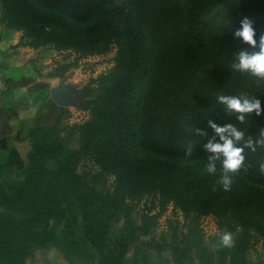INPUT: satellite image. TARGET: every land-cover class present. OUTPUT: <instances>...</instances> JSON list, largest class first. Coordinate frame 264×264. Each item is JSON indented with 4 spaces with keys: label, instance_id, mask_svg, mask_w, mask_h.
Masks as SVG:
<instances>
[{
    "label": "trees",
    "instance_id": "1",
    "mask_svg": "<svg viewBox=\"0 0 264 264\" xmlns=\"http://www.w3.org/2000/svg\"><path fill=\"white\" fill-rule=\"evenodd\" d=\"M0 1L2 20L23 31L31 47L51 44L88 56L105 53L124 38L133 65L110 74L116 85L101 88L89 120L52 121L62 111L57 106L34 120L21 182L10 177L0 182V205H7L0 211V264H26L33 249L52 246L72 264H79L74 257L94 264L90 250L103 248L111 220L129 216L142 203L141 233L158 225L170 203L181 212L182 223L167 220L174 264H255L251 253L258 254L256 245L264 243L263 81L257 91L260 77L239 71L244 83L223 86L219 94L258 99L259 114L238 113L223 102L202 110H183L180 101L159 108L154 103L164 71L183 64L191 80L214 59L213 41L220 52L228 49L224 39L232 26L236 31L241 21H251L259 41L264 0ZM241 45L253 50L247 42ZM174 61L179 66L173 67ZM28 81L5 79L8 88ZM211 123H230L244 133L237 141L243 160L236 170L226 172L220 156L215 172L208 171L213 154L205 145L219 141ZM4 191L14 197L11 203ZM207 215L217 228L209 240L200 227ZM225 233L229 243L223 241ZM97 264L118 260L103 257Z\"/></svg>",
    "mask_w": 264,
    "mask_h": 264
},
{
    "label": "rangeland",
    "instance_id": "2",
    "mask_svg": "<svg viewBox=\"0 0 264 264\" xmlns=\"http://www.w3.org/2000/svg\"><path fill=\"white\" fill-rule=\"evenodd\" d=\"M260 16L264 20V14ZM3 17V7L0 1V26L17 33L18 44L11 45L9 53L19 59L26 72L33 73L36 83L32 87L39 88L45 85L48 88L52 87V92L64 102L62 105H58L54 99L47 97L49 103H53L52 106L62 108V111H58L57 116L52 121L60 117L63 125H73L89 120L90 108L96 105L101 88L106 87V85L112 87L116 85L115 78H108L110 74L116 72L119 67L122 70L130 69L133 66L132 62H129L132 47L124 38L115 41L107 52L88 56L80 55L74 49L58 50L51 44L31 47L26 44L27 40L22 38L23 31L10 27L8 20H2ZM13 24L17 25L12 23V26H14ZM260 27L264 31V25ZM237 29L239 28L237 27ZM234 30L235 26H232L227 36L229 39H224V43H226L224 47L230 49V46H235L239 47L238 50L224 49L220 52L218 49L220 44L215 45L213 41L214 59L204 64L196 72L197 76L191 80L185 75L184 65L180 64L179 66V61H174L173 67L179 66V68L167 69L162 74L158 83L159 89L156 94L155 107L159 108L162 105L174 104L179 101L178 105L183 110L194 106L200 110L220 107L222 102L219 96L220 88L227 86L232 89L239 85V81L244 83L238 74L240 70L234 67L237 61L231 59L232 56L238 58L241 44L244 42L234 35ZM240 72L243 75L253 76L251 72ZM261 81L264 85V77H260V81H256L257 91H261L258 88L261 85L258 83ZM206 103H208L207 107ZM26 161L21 169L9 175L14 180L13 183L21 182L23 172L26 169ZM3 179H0V182ZM4 198L9 199L11 203V198L14 197L7 192ZM11 207L14 206L10 205L9 209ZM143 207V203L139 204L129 216L123 214L111 220L103 248L90 250L95 257L94 264H97L98 260L103 257L118 260V264H174L173 255L168 247L170 234L167 229V220L179 219L182 223L181 212L175 210L173 204L170 203L159 218L158 225L147 233H141L137 230L140 225L137 212ZM6 209V203L3 206L0 205V211L5 212ZM157 211L154 209L152 214ZM200 227L203 230L205 240H209L217 232L216 222L211 215L202 217ZM256 249L258 254L251 253V259L255 264H261L260 261L264 264V243L259 242ZM71 252L73 253V251ZM86 254L85 252L83 257ZM257 255L260 256V259H257ZM74 259L79 264H90L86 258L74 257ZM27 262L31 264H72L65 259L57 247L53 246L33 249L26 260Z\"/></svg>",
    "mask_w": 264,
    "mask_h": 264
},
{
    "label": "crops",
    "instance_id": "3",
    "mask_svg": "<svg viewBox=\"0 0 264 264\" xmlns=\"http://www.w3.org/2000/svg\"><path fill=\"white\" fill-rule=\"evenodd\" d=\"M16 32L0 26V179L9 177L25 164L31 144L29 134L34 120L53 103L52 87L35 88L33 73L26 72L19 59L11 56V45L18 44ZM27 78V84L8 88L5 79ZM26 264H31L27 262Z\"/></svg>",
    "mask_w": 264,
    "mask_h": 264
},
{
    "label": "clouds",
    "instance_id": "4",
    "mask_svg": "<svg viewBox=\"0 0 264 264\" xmlns=\"http://www.w3.org/2000/svg\"><path fill=\"white\" fill-rule=\"evenodd\" d=\"M234 35L253 47L252 51L248 49L239 51L234 67L242 72L247 71L253 75L264 77V36H260L259 41H257L255 29L247 19L241 21V26L235 31ZM220 99L227 105L229 110L238 113H248L255 110L259 114L262 111L258 99L250 100L248 98L241 99L240 97H221ZM240 119H243V117L241 116ZM211 127L219 135V141H209L205 145L206 149L213 154L209 157L208 171L210 173L215 172V161L220 156L223 157L222 164L226 172L236 170L243 160V149L237 144V141L243 137L244 133L230 123L222 127L211 123ZM261 142L264 143V141ZM222 180L225 187H227L230 178L225 175ZM230 239V234L225 233L223 236L224 243H229Z\"/></svg>",
    "mask_w": 264,
    "mask_h": 264
},
{
    "label": "water",
    "instance_id": "5",
    "mask_svg": "<svg viewBox=\"0 0 264 264\" xmlns=\"http://www.w3.org/2000/svg\"><path fill=\"white\" fill-rule=\"evenodd\" d=\"M52 97H53V99L56 101V103H57L58 105H62V104L64 103L63 100L60 99V98H58L57 95H56L55 93H53Z\"/></svg>",
    "mask_w": 264,
    "mask_h": 264
},
{
    "label": "built area",
    "instance_id": "6",
    "mask_svg": "<svg viewBox=\"0 0 264 264\" xmlns=\"http://www.w3.org/2000/svg\"><path fill=\"white\" fill-rule=\"evenodd\" d=\"M3 88H4L3 84H2V85H0V91H1Z\"/></svg>",
    "mask_w": 264,
    "mask_h": 264
}]
</instances>
